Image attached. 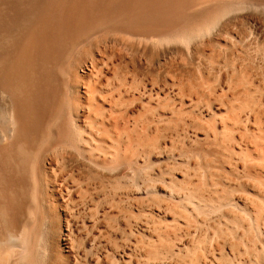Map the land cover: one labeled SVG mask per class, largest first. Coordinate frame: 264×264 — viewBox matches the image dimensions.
I'll list each match as a JSON object with an SVG mask.
<instances>
[{
    "label": "bare ground",
    "instance_id": "obj_1",
    "mask_svg": "<svg viewBox=\"0 0 264 264\" xmlns=\"http://www.w3.org/2000/svg\"><path fill=\"white\" fill-rule=\"evenodd\" d=\"M0 264H264V0H0Z\"/></svg>",
    "mask_w": 264,
    "mask_h": 264
},
{
    "label": "rangeland",
    "instance_id": "obj_2",
    "mask_svg": "<svg viewBox=\"0 0 264 264\" xmlns=\"http://www.w3.org/2000/svg\"><path fill=\"white\" fill-rule=\"evenodd\" d=\"M125 49H127V50H125ZM124 51H125L124 52V58H126L125 60H127L129 62H130V60H133L135 64H138L140 61H142V62L145 61V62H151L152 63L153 61L157 60L156 54H154L153 52H149V53L146 54V57H142L141 53H139V52H137V51H135L133 49L124 48ZM87 53L88 52L85 51L84 52V56L87 55ZM179 56L177 58V62H178V67L177 68L186 76L188 81L194 80L193 75L196 76L197 72H198V68L196 66L197 58H193V59L189 58L188 59V57H186V56H182V55H179ZM152 59H153V61H152ZM150 76L153 79L157 78L156 72H151ZM80 84H83L82 80H80ZM135 118H136V116H135Z\"/></svg>",
    "mask_w": 264,
    "mask_h": 264
}]
</instances>
